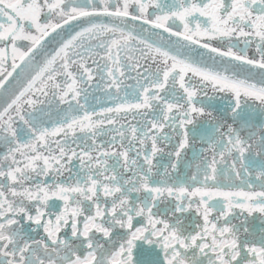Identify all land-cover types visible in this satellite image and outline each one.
Instances as JSON below:
<instances>
[{
  "label": "snow or ice",
  "instance_id": "snow-or-ice-1",
  "mask_svg": "<svg viewBox=\"0 0 264 264\" xmlns=\"http://www.w3.org/2000/svg\"><path fill=\"white\" fill-rule=\"evenodd\" d=\"M0 100V264H264V0H0Z\"/></svg>",
  "mask_w": 264,
  "mask_h": 264
},
{
  "label": "flooded vegetation",
  "instance_id": "flooded-vegetation-1",
  "mask_svg": "<svg viewBox=\"0 0 264 264\" xmlns=\"http://www.w3.org/2000/svg\"><path fill=\"white\" fill-rule=\"evenodd\" d=\"M81 2H83V0H81ZM249 55H252V53L250 52ZM129 83H131V81H129ZM99 99L98 100H91L90 99V103L94 104L95 107L97 108V110H99V108L101 106H112L113 101L108 99L107 97H105L103 95V93H99L97 92L95 94ZM57 117L55 115V112H53V116L52 119L55 120ZM198 147H202V145H198ZM189 158L191 159V153H189Z\"/></svg>",
  "mask_w": 264,
  "mask_h": 264
},
{
  "label": "water",
  "instance_id": "water-1",
  "mask_svg": "<svg viewBox=\"0 0 264 264\" xmlns=\"http://www.w3.org/2000/svg\"><path fill=\"white\" fill-rule=\"evenodd\" d=\"M73 27L78 28V25H75V24H74ZM71 31H72V28H71V27L68 28V32H71ZM53 35L55 36V34H53ZM165 36H167V34H165ZM49 39L51 40V38H49ZM169 39L175 40V37H169ZM55 46H56V41H52V44L50 45V47H55ZM196 51H198V52H202L205 61L211 63V61L208 60V56H209V54H208L207 52H205L204 50L199 49V48H197ZM241 75H242V76H243V75H246V73H241ZM9 95H10V93H9ZM0 103H2V100H0Z\"/></svg>",
  "mask_w": 264,
  "mask_h": 264
}]
</instances>
